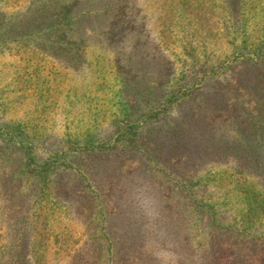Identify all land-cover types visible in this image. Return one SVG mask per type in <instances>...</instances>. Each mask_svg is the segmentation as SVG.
I'll return each instance as SVG.
<instances>
[{"label":"rangeland","instance_id":"1","mask_svg":"<svg viewBox=\"0 0 264 264\" xmlns=\"http://www.w3.org/2000/svg\"><path fill=\"white\" fill-rule=\"evenodd\" d=\"M186 231L264 235V0H0V264H201Z\"/></svg>","mask_w":264,"mask_h":264},{"label":"trees","instance_id":"2","mask_svg":"<svg viewBox=\"0 0 264 264\" xmlns=\"http://www.w3.org/2000/svg\"><path fill=\"white\" fill-rule=\"evenodd\" d=\"M195 116V115H193ZM193 118V117H191ZM200 188L198 189V191ZM182 193V190L175 189L174 193ZM201 192V191H199ZM246 192V191H245ZM243 192L242 194H244ZM246 195V193H245ZM177 197V195H176ZM178 198V197H177ZM180 199L176 205L178 206ZM214 209L211 206L204 208L194 209L192 214L195 219L201 222L203 218H209L210 214L214 213ZM199 225H197L198 227ZM188 238L194 240L196 237L198 240L200 236H204L200 241L194 243V252L199 254V259L203 263L201 264H253V262H259V264H264V235L261 239L250 238L242 239L239 242L237 240H232L229 236L225 234H219L217 231H211L208 236H205L204 231H191L187 232ZM244 236L243 238H245ZM208 240L207 243H203V240ZM236 241V242H235ZM208 248L205 250V247ZM250 262V263H249Z\"/></svg>","mask_w":264,"mask_h":264}]
</instances>
